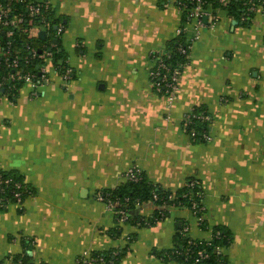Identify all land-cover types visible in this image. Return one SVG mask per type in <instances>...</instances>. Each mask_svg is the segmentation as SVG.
Returning a JSON list of instances; mask_svg holds the SVG:
<instances>
[{"label": "crops", "instance_id": "1", "mask_svg": "<svg viewBox=\"0 0 264 264\" xmlns=\"http://www.w3.org/2000/svg\"><path fill=\"white\" fill-rule=\"evenodd\" d=\"M48 2L72 74L50 71L36 97L25 84L13 96L0 91V170L31 189L0 205V260L31 238L33 264H77L91 251H110L113 264H181L156 253L173 247L184 220L193 239L229 232L226 264H264V13L243 24L222 10L197 28L160 0ZM180 32L192 41L168 107L150 82V55ZM191 107L210 115V140H192L182 125ZM134 165L172 192L198 180L208 227L184 207L150 226L116 223L96 195Z\"/></svg>", "mask_w": 264, "mask_h": 264}, {"label": "trees", "instance_id": "2", "mask_svg": "<svg viewBox=\"0 0 264 264\" xmlns=\"http://www.w3.org/2000/svg\"><path fill=\"white\" fill-rule=\"evenodd\" d=\"M251 3L257 5L260 4L264 7V0H251ZM221 10L226 11L229 15H231L236 20H239L243 24H247L249 18L253 14L251 11H246L245 4H243V0H230L228 4L221 6ZM264 13V10L262 11ZM45 18L49 21V29L47 32V37L45 39H40L38 36L35 38H28L25 34H15L13 36V40L21 46V43L25 40H30L29 42L32 44L33 47L42 48L44 45H50L51 43L54 44L51 48V63L55 68L57 74L63 75L65 70L68 67L66 63V56L64 55L63 49L60 46V39L59 37L55 38L56 29L54 26L58 25V20H55L51 16L50 9L44 11ZM184 17V15H183ZM244 18V19H242ZM185 20V17H184ZM188 39L183 36L180 32L174 39L172 43L168 45V48L163 51H156L152 52L150 58L153 62L150 71L156 69L158 65V61H162L166 65V70H164L168 75L172 72V70L176 69L181 73V69L183 65L188 60V55H181L176 50L179 44H187L186 42ZM28 54V53H26ZM189 54V51H188ZM32 71H36L38 74L39 68V60L30 59L26 65ZM72 72L70 73L71 76ZM179 78V76H178ZM19 83H17V86ZM153 89L159 94L164 96V88L161 86L159 90H157L154 86ZM14 92V91H13ZM15 93V92H14ZM16 94V93H15ZM13 96V95H11ZM193 111L197 114H205L209 117V120L204 121H197L194 120L193 122L189 123L188 125H184L182 121V125L186 131L189 132L193 129L195 130V138H191L194 141H205L200 138L202 132L208 133V124L210 122V115L203 109L198 107H191ZM0 175L4 178H10L12 182H20L23 189L26 190L23 194V198L27 196L31 189L28 185H26L21 178V176L16 175L12 172H5L0 170ZM194 182L193 186H190V183ZM10 187H12V183L8 185V188L3 196H7L10 198ZM100 194L103 195V202L108 204L111 203V208L114 211L116 217V223H125V222H133L139 226H150L155 224L159 220L169 216L170 208L173 207H184L191 211L194 217H202V221L198 222L199 226L202 228H207L208 226L204 220V213L205 207L203 205V193L198 180L194 178L186 179L184 185L172 192L170 190L163 189L156 184L151 183L145 178L144 173L140 172V179L137 181L129 180L124 175V182L118 185L113 189H105L100 191ZM0 193V198H1ZM98 195V194H97ZM96 195V197H97ZM14 201L10 199L9 202ZM4 202V206L7 203ZM146 202H152L156 205L155 210L151 214V216L147 217H139L136 215H131V210L134 209L136 206H139ZM193 203H195V207H192ZM202 207V210H198V208ZM120 211L124 213L126 218L123 221H120ZM31 238L22 239V243L24 245L23 254L16 255L17 257L22 258V264H33L30 261V256L28 252L32 248L30 243L26 240ZM210 243L206 241V239H193L188 235V225L187 222L184 220H179L176 226L175 234H174V245L172 248L167 250H162L157 252L156 255L160 257V259L164 261H178L181 264H193L195 258L197 257V252L199 250H203L204 258L200 260L201 264H226V257L223 253V248L229 244L230 235L229 232L225 229L219 227H213L210 237ZM122 251H119L121 254ZM91 257H102V261L100 262H93L91 264H113L110 258V251L109 252H99V251H91ZM77 264H89L85 262L83 256H80L76 259Z\"/></svg>", "mask_w": 264, "mask_h": 264}, {"label": "built area", "instance_id": "3", "mask_svg": "<svg viewBox=\"0 0 264 264\" xmlns=\"http://www.w3.org/2000/svg\"><path fill=\"white\" fill-rule=\"evenodd\" d=\"M164 5H171L184 15L185 21L193 23L195 27H202L205 25L213 26L219 21L218 14L221 6L228 4L230 0H160ZM246 11L255 12L256 10L263 11L264 7L260 4H253L251 0H243ZM49 8L48 0H0V91L2 90L5 95H15L22 85H28L30 88L31 97L38 95L39 87L42 84H46L50 78V70L48 68L49 61L51 62V48L54 44L44 45L42 48L33 47L29 42L25 40L19 46L13 36L15 34H25L28 38H35L38 36L40 30H45L46 33L49 29V21L45 18L44 11ZM206 18V21H204ZM244 19V18H242ZM62 33L61 25H57L55 38ZM47 37V34H46ZM192 39H188L187 44H179L177 52L181 55H188L190 50ZM41 51L40 53L38 51ZM28 53V54H26ZM30 59L39 60L38 74L36 71H32L26 67ZM51 68L56 72L55 68L51 64ZM166 65L162 61H158V65L155 70L149 72V79L157 90L164 88L165 99L167 106L169 107L175 97L178 90V70L174 69L168 75ZM71 69L67 68L62 77L68 79L70 77ZM17 83L19 85L17 86ZM15 93H14V92ZM197 121L209 120V117L205 114H197L190 108L182 117L184 125ZM195 130L189 132L190 138H195ZM201 139L210 140L211 137L207 132H202ZM141 169L134 165L128 169L125 176L132 181L140 179ZM12 183L10 187V198L3 196L8 188V185ZM195 183L191 182L190 186ZM26 192L23 189L20 182H12L10 178H4L0 175V205L4 206V202H9L10 199L19 203L23 199V194ZM97 199L103 200V195L98 193ZM108 207L111 208L112 204L108 203ZM192 207H195L193 203ZM202 210V207L198 208ZM120 221H123L126 216L120 211ZM198 222L202 221V217L196 218ZM210 238L206 239L210 243ZM33 247L35 244L34 239L26 240ZM22 251L19 255H22ZM83 259L89 264L93 262L102 261V257H91L90 253H84ZM204 258L203 250L197 252V257L193 264H201L200 260ZM22 258L15 255H11L7 259H1L0 264H22ZM219 264V263H218Z\"/></svg>", "mask_w": 264, "mask_h": 264}, {"label": "water", "instance_id": "4", "mask_svg": "<svg viewBox=\"0 0 264 264\" xmlns=\"http://www.w3.org/2000/svg\"><path fill=\"white\" fill-rule=\"evenodd\" d=\"M204 21H206V18H204ZM56 25L54 26V29H56ZM46 31L45 30H40L39 32H38V37L40 38V39H45L46 38ZM39 53L41 52L40 50L38 51ZM1 92H2V90H1ZM30 254V253H29Z\"/></svg>", "mask_w": 264, "mask_h": 264}, {"label": "rangeland", "instance_id": "5", "mask_svg": "<svg viewBox=\"0 0 264 264\" xmlns=\"http://www.w3.org/2000/svg\"><path fill=\"white\" fill-rule=\"evenodd\" d=\"M48 68H49V70H50L51 73H52L51 62H50V61H49V63H48Z\"/></svg>", "mask_w": 264, "mask_h": 264}]
</instances>
